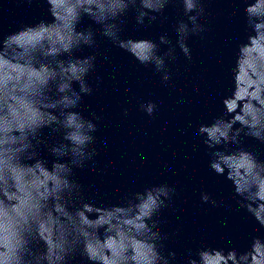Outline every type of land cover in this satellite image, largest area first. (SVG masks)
Listing matches in <instances>:
<instances>
[{"label": "clouds", "instance_id": "1", "mask_svg": "<svg viewBox=\"0 0 264 264\" xmlns=\"http://www.w3.org/2000/svg\"><path fill=\"white\" fill-rule=\"evenodd\" d=\"M44 2L50 21L0 33V264H72L77 257L79 264H171L176 253L164 254L167 236L156 217L168 207L174 187H145L128 194L124 203L106 207L84 198L76 170L90 164L95 168L97 124L78 109L93 93L88 77L96 56L76 53L95 49L99 32L139 64L151 65L167 82L171 77L166 61L176 59V46L190 59L187 40L206 30L200 23L202 0ZM173 2L182 5L186 17L174 26L175 46L166 35L159 36V42L122 39L129 11H135L137 26L147 27L146 20L155 21ZM245 3L250 32L238 45L232 95L222 101L224 115L200 124L197 133L212 150L209 168L232 182L240 197L237 208L264 228V161L242 146L234 151L219 147L241 145V134L264 142V0ZM84 16L98 28L77 30ZM161 45L169 46L163 54ZM238 78L247 81L240 98ZM139 107L148 116L156 110L152 101ZM44 149L53 158L51 166L42 156ZM200 199L217 204L207 193ZM186 264H264V238L254 236L249 250L239 253L209 247L190 251Z\"/></svg>", "mask_w": 264, "mask_h": 264}]
</instances>
